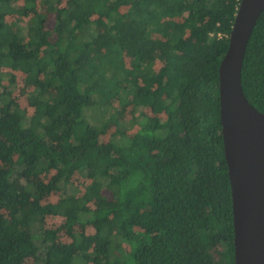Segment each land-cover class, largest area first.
<instances>
[{"label":"trees","instance_id":"16d2710c","mask_svg":"<svg viewBox=\"0 0 264 264\" xmlns=\"http://www.w3.org/2000/svg\"><path fill=\"white\" fill-rule=\"evenodd\" d=\"M240 1L0 0V264H234L218 69ZM241 81L263 113L264 11Z\"/></svg>","mask_w":264,"mask_h":264},{"label":"water","instance_id":"95a60500","mask_svg":"<svg viewBox=\"0 0 264 264\" xmlns=\"http://www.w3.org/2000/svg\"><path fill=\"white\" fill-rule=\"evenodd\" d=\"M264 0H241L219 74V115L231 189L234 264H264V112L242 88L248 42Z\"/></svg>","mask_w":264,"mask_h":264},{"label":"rangeland","instance_id":"374dc122","mask_svg":"<svg viewBox=\"0 0 264 264\" xmlns=\"http://www.w3.org/2000/svg\"><path fill=\"white\" fill-rule=\"evenodd\" d=\"M5 85H7V82H5L4 83ZM23 87H24V84H23V80L22 79H17V81H16V88H15V90L14 91H16L17 93H19L20 92V90H22L23 89ZM19 101H20V103H23V101H25L24 100V98L23 97H21V98H17ZM125 117V116H124ZM114 131V129H111L110 130V132H113ZM74 180L77 182V184H78V186H81V187H83L81 184H80V182L82 181L79 177H75L74 178ZM80 184V185H79ZM61 223H62V219H57V218H50L47 222H46V228L47 229H56V228H58V227H60L61 226ZM61 240H65L63 237H61L60 238Z\"/></svg>","mask_w":264,"mask_h":264}]
</instances>
